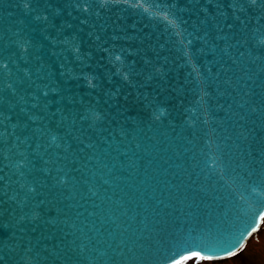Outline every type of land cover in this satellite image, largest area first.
Returning a JSON list of instances; mask_svg holds the SVG:
<instances>
[{
  "label": "water",
  "instance_id": "water-1",
  "mask_svg": "<svg viewBox=\"0 0 264 264\" xmlns=\"http://www.w3.org/2000/svg\"><path fill=\"white\" fill-rule=\"evenodd\" d=\"M263 211L264 0H0V264L226 252Z\"/></svg>",
  "mask_w": 264,
  "mask_h": 264
},
{
  "label": "rangeland",
  "instance_id": "rangeland-1",
  "mask_svg": "<svg viewBox=\"0 0 264 264\" xmlns=\"http://www.w3.org/2000/svg\"><path fill=\"white\" fill-rule=\"evenodd\" d=\"M259 237H254L253 241L249 243L248 245L249 248L246 249L245 254L239 257L241 260L239 261L238 264H264V230L260 233ZM232 260L233 261L235 260L237 262L238 257L236 258L234 257V259L232 258ZM185 264H204V263L189 261L186 262ZM205 264H217V263L212 262Z\"/></svg>",
  "mask_w": 264,
  "mask_h": 264
}]
</instances>
